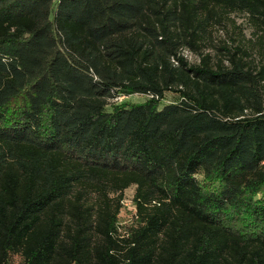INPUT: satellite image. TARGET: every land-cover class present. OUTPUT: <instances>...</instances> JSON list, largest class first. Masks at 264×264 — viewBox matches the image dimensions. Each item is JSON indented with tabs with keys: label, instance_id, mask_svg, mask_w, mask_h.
<instances>
[{
	"label": "trees",
	"instance_id": "trees-1",
	"mask_svg": "<svg viewBox=\"0 0 264 264\" xmlns=\"http://www.w3.org/2000/svg\"><path fill=\"white\" fill-rule=\"evenodd\" d=\"M0 264H264V0H0Z\"/></svg>",
	"mask_w": 264,
	"mask_h": 264
},
{
	"label": "rangeland",
	"instance_id": "rangeland-1",
	"mask_svg": "<svg viewBox=\"0 0 264 264\" xmlns=\"http://www.w3.org/2000/svg\"><path fill=\"white\" fill-rule=\"evenodd\" d=\"M242 22V18H238V23ZM236 31L233 30L231 26H227L225 28L220 27L218 29V32L215 33V40L224 39L228 41L229 43H232V39L236 36ZM246 38H251L252 35L249 31H246ZM238 37V36H237ZM183 54L187 57V59L190 61V63H199V55L195 52L184 49ZM168 98H172L173 94L168 93ZM116 101H131V102H143L146 100V97L141 94H134L130 96H120L115 99ZM135 187H130L125 191V198L123 201V211L121 212L119 223L121 226V230H125V227L127 225H130L134 221V213H135V207L133 203V197H134Z\"/></svg>",
	"mask_w": 264,
	"mask_h": 264
}]
</instances>
